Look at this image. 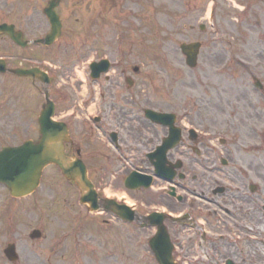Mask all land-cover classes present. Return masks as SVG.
I'll list each match as a JSON object with an SVG mask.
<instances>
[{
    "label": "rangeland",
    "instance_id": "obj_1",
    "mask_svg": "<svg viewBox=\"0 0 264 264\" xmlns=\"http://www.w3.org/2000/svg\"><path fill=\"white\" fill-rule=\"evenodd\" d=\"M48 1L0 0V26L15 25L17 30L23 31L26 41L45 38L51 31L49 20L43 14ZM118 2L62 0L57 8L63 21L59 42L50 47L31 45L24 49L2 36L0 58L7 59L11 69H29L36 62L47 69L56 66L66 82L62 84L60 80L56 92L62 90L74 94L79 91L83 96L88 93L89 111L95 106V112H91L97 115L99 84L92 87L93 83L89 81L88 85L87 57L130 58L129 63L143 69L141 72L145 78L138 80V101L155 110L177 113L188 127L194 126L202 132L212 127L223 131V123L228 122L229 116L250 114L255 117L259 108L264 107V92L254 86L256 80L264 85V0H142L129 5L123 11V18L117 14L121 10ZM93 12L94 15L98 13L95 19ZM191 42L203 44L195 70L187 67L186 56L180 50L182 43ZM117 71L121 76L120 70ZM38 88L31 78L0 75V149L38 139V117L45 102ZM63 100L66 101V97ZM78 110L82 115V110ZM84 123L94 125L86 120H74L75 132L81 131ZM89 126L84 128L86 132H89ZM152 129L157 132L161 128ZM94 131L97 134V130ZM158 141L149 149L158 147L161 143ZM149 149L146 147V151ZM185 162L190 164L188 160ZM53 186L55 193L47 192ZM43 188L36 197L17 201L13 206L8 190L0 186V214L7 224L0 222L1 255L10 230L11 239L21 236L24 241V261L42 264L26 245L30 232L36 227L42 228L47 236L42 245L49 247V240L59 238L66 229H73L67 216L71 211H79L71 206L73 199L78 200V192L72 189L70 193L55 167L46 172ZM65 198L69 203L64 201ZM168 200H162V205ZM19 213L26 216L23 223L16 220ZM41 217L45 219L43 223ZM9 222H14L16 228L13 225L12 229L8 227ZM82 231L80 238L85 241L89 252L86 261L82 258L85 250L82 252L75 244L69 253L65 251L64 261L69 264H119L116 256L105 259L104 252H116L120 244L113 241L108 245L107 238L94 230ZM113 232L115 237L121 238L120 250L128 259L126 264L153 263L150 262L153 255L148 246L153 230L133 231L117 223ZM108 247H113L112 251ZM92 251L100 253L92 256ZM120 261L122 264L123 260ZM6 262L3 256L0 257V264ZM61 263L65 262L61 260Z\"/></svg>",
    "mask_w": 264,
    "mask_h": 264
},
{
    "label": "flooded vegetation",
    "instance_id": "obj_2",
    "mask_svg": "<svg viewBox=\"0 0 264 264\" xmlns=\"http://www.w3.org/2000/svg\"><path fill=\"white\" fill-rule=\"evenodd\" d=\"M97 15L93 12V19ZM128 60L119 57L111 61L109 74L98 81L100 108L93 119L87 114L88 93L82 103H77L69 101L70 93L52 89L57 113L62 111L73 140L67 152L81 150L90 177L103 196L109 197L110 191L113 196L120 195V200L124 198V203L129 199L141 216L165 214L178 264H264V107L255 117L244 113L241 117L229 116L223 131L212 127L214 130L202 132L188 127L176 113L181 143L167 154L166 168L175 174L171 184L168 179L156 177L154 162L149 158L157 148L150 146L162 141L169 129L159 126L162 130L153 132L157 126L145 118L148 105L138 101L136 92L138 80L145 78ZM77 119L107 124L96 137L92 126L85 123L81 131L75 132L73 123ZM111 132L118 133V143ZM126 153L131 163L124 162V157L128 159ZM186 160L190 164L186 165ZM136 172L149 177V188H125L127 178ZM166 198L170 200L162 205ZM140 228L154 232L150 226ZM51 260L56 263L53 256ZM150 262L157 264L154 257Z\"/></svg>",
    "mask_w": 264,
    "mask_h": 264
},
{
    "label": "water",
    "instance_id": "obj_3",
    "mask_svg": "<svg viewBox=\"0 0 264 264\" xmlns=\"http://www.w3.org/2000/svg\"><path fill=\"white\" fill-rule=\"evenodd\" d=\"M56 3L46 11L52 24V32L47 37L45 44L50 45L61 34V22L54 12ZM8 34L19 45L25 47L28 43L23 41L22 35L16 36L14 28L3 25L0 27V34ZM199 44L183 46V51L187 56V62L192 67L195 66V59L199 51ZM4 70L3 62L0 61V72ZM24 76H37L36 71L18 72ZM44 80L48 82L46 77ZM53 114V104L48 100L45 112L41 117V135L39 143L28 142L19 148H6L0 152V183L5 184L13 197H24L29 195L35 189L42 175L43 169L50 164H57L64 175L77 182L85 194L91 189L87 180L86 173L81 169L79 162L73 163L63 154V140L66 139L65 130L61 125L54 124L51 121ZM73 163V164H72ZM83 168V166H82ZM95 200H93L94 205ZM124 217H129L123 213ZM153 224H157L153 221ZM161 231L151 241V246L156 254L160 264H174L171 257V244L169 237L163 227Z\"/></svg>",
    "mask_w": 264,
    "mask_h": 264
},
{
    "label": "bare ground",
    "instance_id": "obj_4",
    "mask_svg": "<svg viewBox=\"0 0 264 264\" xmlns=\"http://www.w3.org/2000/svg\"><path fill=\"white\" fill-rule=\"evenodd\" d=\"M82 75L84 76V74L82 73Z\"/></svg>",
    "mask_w": 264,
    "mask_h": 264
}]
</instances>
